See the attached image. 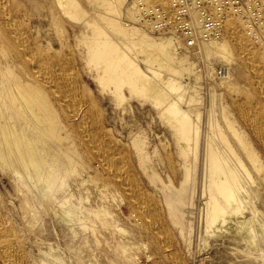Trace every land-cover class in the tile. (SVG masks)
<instances>
[{"label":"bare ground","instance_id":"obj_1","mask_svg":"<svg viewBox=\"0 0 264 264\" xmlns=\"http://www.w3.org/2000/svg\"><path fill=\"white\" fill-rule=\"evenodd\" d=\"M160 1V5L172 16L171 1ZM88 2L92 8H98L96 13L99 20L117 34L121 44L112 38L99 20L87 18L89 11L82 8L79 0H52V22L58 32L56 34L61 37L60 48L56 49L53 42H47L44 48L41 34H32L33 14H29L32 0H0V167L10 170L17 180L26 184L39 203L45 200V203H49L48 208L51 204L52 214L70 228L76 224L84 229L94 225V230L93 215L101 217L104 226L109 225L107 210L92 205L91 190H94L104 203L112 199L135 209L138 215H132L138 219L140 215L148 217L146 220L149 222L154 217L162 220L165 216V221L167 217L170 218V223L185 238L184 229L191 227L186 206L193 207L192 210L196 206L192 184L197 179L200 153V128L194 124L191 112L185 106L191 97L186 96L189 82H183L196 73L197 64L189 60L188 53L201 60L202 49L204 59L210 66L213 61L211 57L214 56L231 64L237 61L232 48L235 45L245 54L246 49L249 53L260 52L264 60V23L256 24V29L255 23H251L253 29L250 34L245 23L252 19L248 18L245 22L233 10H227L220 30L205 37L197 19L202 43L200 41V48L193 51L178 40L183 38L172 24L142 23L144 10L138 0ZM38 11L40 15L42 7ZM63 15L76 20L84 19L86 29L93 32L80 39L86 45V52H80V55L94 72L91 78L97 81L100 92L111 93L114 102L121 104L128 99L125 89H129L131 97L150 101L158 108L161 119L172 130L178 153L184 159V174L179 186L172 181L166 182L154 170L150 157L152 152L147 149L150 147H146L145 136H134L131 141L138 166L161 192L167 213H161V204L147 196L149 193L133 171L135 167L127 150L116 147L106 139L107 131L100 109L93 99L92 90L83 82L78 71V52L70 37L61 34L65 33L61 25ZM242 27L247 38L242 33ZM151 32L172 36L158 39ZM245 40L249 41L250 47ZM254 73L260 74L257 71ZM225 79L228 82L232 76L228 74ZM196 88L194 86L192 89ZM249 111H242L247 121L255 113L249 114ZM208 113L201 177L202 200L198 206L204 227L201 236L205 240L207 230L217 228L234 236V240H244L248 248H264V211L256 203V199L262 196L264 161L247 132L232 120L223 103L220 110L211 107ZM200 115L196 114L197 118ZM250 121L256 123L254 118ZM227 130L234 140L229 138ZM260 140L264 143L263 137L260 136ZM86 161L91 163H87L90 168L84 178L78 167ZM105 171L114 178V182L105 180L100 188H83L85 191L77 194L78 204L77 189L94 179L93 176L103 177L100 174ZM72 175L73 179L70 180ZM7 225L0 218V264H31L16 246ZM114 228L124 231L118 226ZM165 236L168 242H172L169 232ZM58 254L54 244L44 247V258L58 259ZM61 264L69 262L61 261ZM261 264H264V259Z\"/></svg>","mask_w":264,"mask_h":264},{"label":"rangeland","instance_id":"obj_2","mask_svg":"<svg viewBox=\"0 0 264 264\" xmlns=\"http://www.w3.org/2000/svg\"><path fill=\"white\" fill-rule=\"evenodd\" d=\"M151 1L158 5L161 2L160 0ZM79 2L82 8L89 11L87 18L93 17L99 20L96 13L98 8L95 6L92 8L88 0H79ZM29 7V14H33L32 34L35 35L36 32L41 34L44 40V48H46L47 42H53L52 44L56 49L60 48L61 37H59V34H56L58 32L52 22L54 15V10L52 12V0H32V4ZM41 7L43 12L38 15V9ZM99 22L112 38L121 44L117 38V34L112 32L101 20ZM61 25L65 30V33L61 34L70 37L78 52V71L83 82L92 90L93 99L100 109L104 121V129L107 131L106 139L116 147H123L127 150L131 163L135 167L133 171L137 173L142 187L149 193L147 196L151 197L159 205L161 204V213L162 211L167 213L161 192L155 188V185L149 181L148 177L139 168L137 158L131 147V141L134 136H145L146 147H150L147 149L152 152L150 157L154 170L166 182L172 181L175 185L179 186L184 174V159L178 153V147L172 130L161 119L158 108L150 101L131 97L129 89H125L128 99L121 104L114 102L111 93L100 92L97 81L91 78L94 72H91L92 70L83 61L82 54L80 55V52H86V45L80 39L84 35H92L93 32L86 29L84 19L76 20L66 15H63ZM242 30L243 32H241L246 37L244 27H242ZM151 34L158 39L172 36V34L153 32ZM225 35L227 36L226 31ZM227 38L231 42L228 36ZM178 40L184 44L181 38H178ZM245 42L250 47L249 41L245 40ZM248 46L247 48H249ZM232 48L237 61L235 60L231 64H226L221 58L214 56L211 57V61H213L212 66H210L204 59L205 55L202 49L201 60L195 59L196 56H191L188 53L189 60L191 62L195 61L197 64L195 66L196 73H193L190 79L188 78L187 81L183 82L185 84L189 82V86H187L189 91H187L186 96L188 98L191 97L189 102L187 101V104H184L191 112L194 124H197L200 128V153L198 169L196 170L197 179L192 184L196 206L193 210V207L186 206L189 212L186 214L188 215V219L191 220L189 224L191 226L190 229H184L186 237H182L179 230L170 223L168 220L170 218L167 217L165 221V216L162 220L155 219L154 217L149 222L146 220L148 217L144 218L140 215L138 219L134 216L138 215L135 209L120 205L118 201H113L112 199L108 203H104L94 190H91L92 205L94 208H105L107 210L109 225L104 226L103 219L93 215L91 217L95 224L94 230H92V226L94 225L88 229H84L78 224L70 228L65 222L52 214V211H50V208L52 209L51 204L50 208H48L49 203H45V200L43 203H39L34 199L26 184H22L20 180H17L10 170L0 167V218L6 222V225L8 224L7 228L11 230L16 246L26 255L31 264H61V261H68L69 264H261L264 259L263 247H258L257 249L248 248L244 240H234L232 238L234 236L231 237L225 230H218L217 228L207 230L205 240L201 236L204 227L201 225V214L198 206H200V201L202 200L201 177L209 109L212 107L215 110H220L223 103L227 107L228 114L232 120L247 132L248 137L260 152L264 161V143L260 140V136L264 139V115H262L264 114L262 113L264 112V98H262L264 97V84H261L264 83V60H262V55L258 51L249 53L245 47V51L247 52L245 54V52L238 50L235 45ZM252 55L253 57L251 58ZM247 59L250 60L247 61ZM141 65L142 67L144 66L142 63ZM255 70L260 74H255ZM164 74L167 75L166 72ZM228 74L232 76V79L226 82L227 79L225 77ZM254 77L257 78L255 79ZM179 80L182 81L181 79ZM214 84L216 85L214 86ZM194 86H197V88L192 89ZM257 86L261 88H257ZM214 88L215 90L217 89V93L214 91ZM246 106H250L249 114L255 112L253 113L255 124L250 121L253 118L248 121L245 119L242 111L243 109L249 110ZM255 107L260 115L257 113V110L255 111ZM238 108L240 109L238 110ZM251 108L254 109L251 110ZM198 113L201 114L199 118L196 116ZM256 116L257 118H261L258 120ZM219 118L222 119L221 114H219ZM261 122L262 124L260 125ZM254 130L258 132V135ZM227 134L232 140L233 136L231 132L227 130ZM154 150L156 151L155 153H153ZM88 162L90 161H86L83 164L84 166L78 167L80 173H82L81 176L84 178L87 170L90 168L87 165ZM100 175L104 179L101 176L100 178L93 176L94 179L77 189L75 192L76 196L80 191L84 192L86 187L97 186L100 188L105 180L111 183L114 182V178L108 172L105 171ZM72 179L73 175L70 180ZM261 191L262 196L256 199V203L264 211V181L261 182ZM77 203L79 204L78 196ZM86 214L88 216V213ZM246 215H249V212H246ZM149 224H151L150 227H148ZM114 226L123 228L125 232L114 228ZM152 230H155V232L159 230L158 234ZM166 232H169L173 243L166 240ZM165 241L167 242L165 243ZM46 244L55 245L57 252L60 253L58 254L60 256L58 259L48 257L50 258L49 260L47 257L44 258L43 250ZM247 254L250 256H247Z\"/></svg>","mask_w":264,"mask_h":264},{"label":"built area","instance_id":"obj_3","mask_svg":"<svg viewBox=\"0 0 264 264\" xmlns=\"http://www.w3.org/2000/svg\"><path fill=\"white\" fill-rule=\"evenodd\" d=\"M172 16L162 6L151 1L138 0L143 9L141 22H154L176 27L184 44L197 51L200 48L201 36H199L198 22L202 27V35L210 37L220 30L227 10H233L246 22V29L251 34L252 25L264 23V0H170ZM150 8V10H148ZM197 14V16H196ZM198 19V22H197ZM153 23V24H154Z\"/></svg>","mask_w":264,"mask_h":264}]
</instances>
